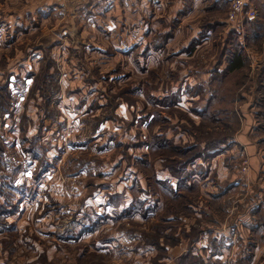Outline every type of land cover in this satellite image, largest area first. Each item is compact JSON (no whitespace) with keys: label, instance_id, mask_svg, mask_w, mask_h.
Instances as JSON below:
<instances>
[{"label":"rangeland","instance_id":"obj_1","mask_svg":"<svg viewBox=\"0 0 264 264\" xmlns=\"http://www.w3.org/2000/svg\"><path fill=\"white\" fill-rule=\"evenodd\" d=\"M114 1L0 0V264H264V0L195 42L123 40Z\"/></svg>","mask_w":264,"mask_h":264},{"label":"crops","instance_id":"obj_2","mask_svg":"<svg viewBox=\"0 0 264 264\" xmlns=\"http://www.w3.org/2000/svg\"><path fill=\"white\" fill-rule=\"evenodd\" d=\"M105 9L109 10L107 11L109 18H105V24L111 27L119 24L121 27L120 35L126 36L123 39L126 41L147 42L157 36L159 40H164L163 37L166 35L170 42L177 40L195 42L201 41L202 38L205 39L208 34L207 13L210 9L208 0H116L113 5L107 6ZM112 11L117 12V17L111 14ZM112 16H114V19H112ZM32 20L31 18L7 20L10 27H19V29L10 28L11 36H9L12 38L15 33L18 35L21 31H25L26 28H29L27 32L29 34L36 32L37 27H33L34 30H31L33 29L31 26H35ZM2 33L4 32L0 28V36H2ZM182 35H185V37L180 38ZM9 36L6 38H9ZM4 38L5 36L2 37V40ZM17 40L19 38L5 46L7 52H13L16 49L14 44H16ZM6 43L9 42L6 41ZM27 56L31 57V54L27 53ZM37 68L39 67L37 66ZM8 71L11 76L8 78L9 81L4 79L3 84L7 82L5 83L7 85L5 88L11 92L10 103L18 105L17 99L13 100L16 95L13 94L12 90L18 89L16 87L17 80H14V78L17 77L15 74H19V72L13 67L12 69L9 67ZM28 72L32 73L30 70ZM1 74H4V72ZM32 79H34V75H31L27 82L30 83Z\"/></svg>","mask_w":264,"mask_h":264},{"label":"built area","instance_id":"obj_3","mask_svg":"<svg viewBox=\"0 0 264 264\" xmlns=\"http://www.w3.org/2000/svg\"><path fill=\"white\" fill-rule=\"evenodd\" d=\"M224 1L229 5V22L242 29L247 22H251L258 17V11L254 6L252 0H214ZM2 129V123L0 122V130Z\"/></svg>","mask_w":264,"mask_h":264},{"label":"trees","instance_id":"obj_4","mask_svg":"<svg viewBox=\"0 0 264 264\" xmlns=\"http://www.w3.org/2000/svg\"><path fill=\"white\" fill-rule=\"evenodd\" d=\"M251 22L249 21V22H247V24H250ZM244 67H245V63H244L243 59L240 56H236V54L233 55V58L231 59V63L229 64V71L235 72V71L243 69ZM3 141H4V139H3ZM216 143H217V141L212 142V144L215 145L213 150H217ZM194 157L197 158L196 155H194ZM13 212H15L14 209L10 210V209H7L6 207L1 208V214H3L4 216H6L8 214H12ZM203 264H207V263H203Z\"/></svg>","mask_w":264,"mask_h":264}]
</instances>
